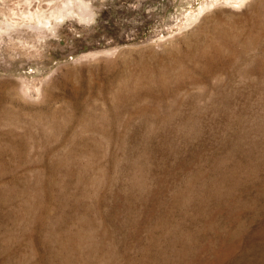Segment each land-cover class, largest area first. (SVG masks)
<instances>
[{"label": "rangeland", "instance_id": "1", "mask_svg": "<svg viewBox=\"0 0 264 264\" xmlns=\"http://www.w3.org/2000/svg\"><path fill=\"white\" fill-rule=\"evenodd\" d=\"M65 1L0 0V264H264V0Z\"/></svg>", "mask_w": 264, "mask_h": 264}, {"label": "bare ground", "instance_id": "2", "mask_svg": "<svg viewBox=\"0 0 264 264\" xmlns=\"http://www.w3.org/2000/svg\"><path fill=\"white\" fill-rule=\"evenodd\" d=\"M85 7L79 0H66L61 7L52 13V16L54 19L60 20L68 16L73 17L74 14H77L80 19L90 21L93 18L92 14Z\"/></svg>", "mask_w": 264, "mask_h": 264}]
</instances>
